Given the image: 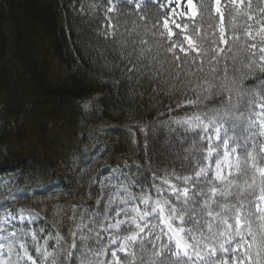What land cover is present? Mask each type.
I'll use <instances>...</instances> for the list:
<instances>
[{"label": "trees", "instance_id": "1", "mask_svg": "<svg viewBox=\"0 0 264 264\" xmlns=\"http://www.w3.org/2000/svg\"><path fill=\"white\" fill-rule=\"evenodd\" d=\"M251 3L254 15L264 9V0ZM194 4L197 17L187 22L188 34L174 29L169 36L163 26L166 0H0V236H23L20 242L36 264H52L53 257L56 264H80L81 231L93 252L107 246V233L92 222L102 214L96 213L105 169L128 166L134 191L146 193L153 191L155 171L177 183L173 174L193 175L209 162L201 157L213 124L204 113L223 108L227 92H205L208 83L221 82L223 63L213 80L211 65L205 62L203 71H195L180 51L183 46L190 60L196 58L185 36L197 48L219 37L214 0ZM229 7L223 23L231 43ZM246 20L237 16L235 23ZM173 43L175 54L168 51ZM239 48L238 42L234 51ZM245 60L244 51L235 62L229 59V76L235 69L248 71ZM262 79L264 72H257L244 85L261 88ZM166 113L200 115L203 123L165 124L160 121ZM250 115L233 110L216 118L214 123L225 121L224 128L232 121L237 125L229 133V147L244 128L253 133L248 142L258 151L264 139L255 134L260 128L249 127ZM20 208L35 211L41 221L4 220L6 211L16 217ZM81 223L95 231L81 229ZM44 237V250L52 254L46 260L35 249ZM85 254L93 264L103 261ZM105 257L106 262L110 257Z\"/></svg>", "mask_w": 264, "mask_h": 264}, {"label": "snow or ice", "instance_id": "2", "mask_svg": "<svg viewBox=\"0 0 264 264\" xmlns=\"http://www.w3.org/2000/svg\"><path fill=\"white\" fill-rule=\"evenodd\" d=\"M214 2L215 11L219 13L218 40H211L207 47L201 41L197 48L185 36L188 48L196 53V58L191 60L187 56L188 50L180 46V51L185 54V62L195 65V71H203L205 62L212 66L210 70L213 80L217 79V69L223 63L219 71L221 82L216 85L205 81L208 83L206 93L212 94L213 88L218 93L227 92L222 100L223 108L204 113L208 123L213 124L205 136L207 155L201 157L209 162L196 169L193 175L173 174L177 183H171L165 178L156 189L155 199L146 194L135 196L127 188L123 198H110L108 207L92 222L112 235L108 238L107 246H101L93 252L87 248L89 236L81 231L78 250L84 259L80 264H93L91 256L85 254L86 251L95 256L110 257L106 262L98 264H229V261L231 264H264V141L260 142L257 151L256 143L248 142L253 133L246 134L245 129L241 128L239 133H235V139H232V146L229 147V133L237 127L235 121L227 128L223 127L224 120L214 123L217 117L228 116L229 112L235 110L241 116L251 113L246 117L250 122L249 127L264 128V79L261 80V88H248L244 85L246 79L254 77L257 72H264V23H261L264 17L256 20L260 25L258 30L253 31V25L247 21L238 26L235 23L237 16L254 19L250 12L252 3L248 0L245 5L244 0H230L228 15L232 33L229 43L225 38L224 13L220 9V0ZM185 3L189 9L194 10L193 0H185ZM175 12L176 9L171 8L168 18L163 21L169 36L174 35L169 28V20ZM172 22L181 31L187 27V23ZM238 27L242 30L240 34L236 32ZM241 35L246 39L241 40ZM238 42L240 48L234 51ZM221 45H227V48ZM176 46L175 43L171 44L168 51L174 53ZM241 51L246 53V60L242 63L248 71L240 73L235 69L229 76L228 61L231 59L235 62ZM175 59L179 60V55ZM185 123L202 124L203 118L194 115ZM255 134L264 135V131ZM214 141L217 142L215 149ZM221 147L224 149L222 152L218 151ZM214 151L215 160L211 161ZM129 204L130 207L127 206ZM109 213L114 215L110 218ZM79 227L85 229L88 225L81 223ZM88 231L95 230L88 228ZM95 237L98 241L99 231L95 232ZM23 240V236L17 240L15 232L9 236H0V264H20V260L36 264L25 242H20ZM71 247H77L75 241ZM36 251L40 252V249ZM50 255L45 248L42 259L46 260ZM13 256L16 260H13ZM52 264H56L55 257Z\"/></svg>", "mask_w": 264, "mask_h": 264}, {"label": "rangeland", "instance_id": "3", "mask_svg": "<svg viewBox=\"0 0 264 264\" xmlns=\"http://www.w3.org/2000/svg\"><path fill=\"white\" fill-rule=\"evenodd\" d=\"M251 2H255V0L254 1L251 0ZM247 3H248V0H244V4L247 5ZM193 5L195 6L194 0H193ZM226 5H231L230 0H220V9L222 12H223ZM254 5L256 6V4H254ZM165 7L169 13H170L171 8L176 9L175 14H173L171 19L169 20V28H171L173 33H174V29H177V28L175 27V24L172 21H176L177 23H180V24H185L189 21H192L194 18L197 17L196 7H194V10L189 9V7L185 3V0H179V7H177V0H166ZM215 8H216V4L214 2V12L217 16H219V13H217L215 11ZM242 9H243V6H241V10ZM251 9H250V12L252 14L253 12ZM193 12L195 14H193ZM169 13H168V16H169ZM184 14H187V15L185 16ZM252 15L254 16V19L253 20H246V21H247V23L253 25V31H255V30H258L260 27V25H258L256 23V20L264 17V13L262 11H260L258 15H254V14H252ZM261 23H264V19H261ZM223 27H224V23H223ZM187 31H188L187 27L183 29V32L188 34ZM219 33H220V27L218 29V34ZM225 38L227 39L226 31H225ZM249 42H252V41H249ZM192 43L196 47V44H195L196 42L192 40ZM222 47H226V45H222ZM190 117L191 116H187V115L172 116V115H169L168 113H166L162 116L160 122L165 123V124L184 123ZM262 131H264V128H260V132H262ZM262 136L264 139V135H262ZM213 148L215 149V143H213ZM205 153H206V151H205ZM206 155H207V153H206ZM215 156H216V152L214 151L212 153V156L210 157V160L214 161ZM213 167H214V165H213ZM127 169H128V166H125L124 168L113 169V170L105 169L103 171L106 173L104 174V176L101 178L100 182L98 183L100 186V190H101V198L99 199V205L97 207V213L96 214L100 215V213L103 212V210L108 207V201L110 198H114L115 196H120L121 198H123L124 191L126 188L129 191H131L133 193V195L138 196V197H142L145 194L151 196L152 199H155L157 197L156 189L163 184V180L166 178L164 171L160 170V171L153 172V174H152L153 191H147L146 193H138V192H135L133 189V183L130 180L129 174L126 171ZM226 171H227V167L225 166V172ZM170 182L173 183L172 181H170ZM165 187H166V185H165ZM137 203H138V201H137ZM115 206L116 205H113V207H115ZM127 206L130 207L131 205L129 204ZM141 207H143V206L141 205ZM112 215H114V213H109L110 218ZM4 220L8 221V222L16 221V222H23V223H25V222L39 223L41 221V217L33 210L26 209V208H20L16 214V217L11 215L10 211H6L4 213ZM106 233H107V241H108V238L112 235V233L111 232H106ZM45 242H46V237H44L41 242L36 241L35 242L36 243L35 249L39 248L40 251L44 252ZM111 247H115V245H112ZM105 260H106V257L103 256V262H105ZM26 263L31 264L30 261H27Z\"/></svg>", "mask_w": 264, "mask_h": 264}]
</instances>
